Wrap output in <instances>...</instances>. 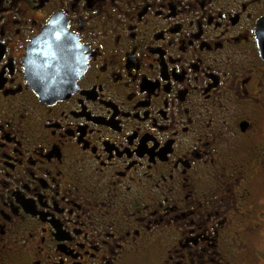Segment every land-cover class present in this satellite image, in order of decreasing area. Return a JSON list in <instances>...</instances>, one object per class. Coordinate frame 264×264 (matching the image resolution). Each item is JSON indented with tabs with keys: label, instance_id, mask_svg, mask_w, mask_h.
Here are the masks:
<instances>
[{
	"label": "flooded vegetation",
	"instance_id": "obj_1",
	"mask_svg": "<svg viewBox=\"0 0 264 264\" xmlns=\"http://www.w3.org/2000/svg\"><path fill=\"white\" fill-rule=\"evenodd\" d=\"M54 14L75 81L41 99L23 58ZM263 18L264 0H0V264H251Z\"/></svg>",
	"mask_w": 264,
	"mask_h": 264
},
{
	"label": "water",
	"instance_id": "obj_2",
	"mask_svg": "<svg viewBox=\"0 0 264 264\" xmlns=\"http://www.w3.org/2000/svg\"><path fill=\"white\" fill-rule=\"evenodd\" d=\"M259 44L263 51L264 39L259 37ZM73 45L66 21L59 14L52 15L27 45L23 58L24 73L28 84L41 99L59 98L70 92L71 81H75L68 74L70 47Z\"/></svg>",
	"mask_w": 264,
	"mask_h": 264
},
{
	"label": "snow or ice",
	"instance_id": "obj_3",
	"mask_svg": "<svg viewBox=\"0 0 264 264\" xmlns=\"http://www.w3.org/2000/svg\"><path fill=\"white\" fill-rule=\"evenodd\" d=\"M253 31L258 37H260L261 39H264V21L256 25ZM4 76H5V73L2 70H0V91H2L6 87H15L14 85L7 83L4 79ZM152 146H153L152 142L149 141L147 147L150 149ZM134 147H135V150L138 152L145 150L143 141L140 142L139 146H134ZM173 159H175V157H173Z\"/></svg>",
	"mask_w": 264,
	"mask_h": 264
},
{
	"label": "rangeland",
	"instance_id": "obj_4",
	"mask_svg": "<svg viewBox=\"0 0 264 264\" xmlns=\"http://www.w3.org/2000/svg\"><path fill=\"white\" fill-rule=\"evenodd\" d=\"M263 197V205H264V189L262 193ZM263 232L262 235L259 237L260 234L256 236L258 238V242L255 245V261L251 264H264V227L262 228Z\"/></svg>",
	"mask_w": 264,
	"mask_h": 264
},
{
	"label": "trees",
	"instance_id": "obj_5",
	"mask_svg": "<svg viewBox=\"0 0 264 264\" xmlns=\"http://www.w3.org/2000/svg\"><path fill=\"white\" fill-rule=\"evenodd\" d=\"M255 261V257L251 259V261H248V263H253Z\"/></svg>",
	"mask_w": 264,
	"mask_h": 264
}]
</instances>
